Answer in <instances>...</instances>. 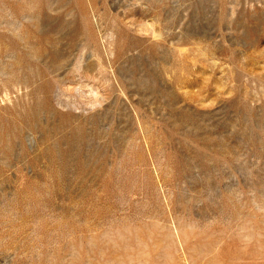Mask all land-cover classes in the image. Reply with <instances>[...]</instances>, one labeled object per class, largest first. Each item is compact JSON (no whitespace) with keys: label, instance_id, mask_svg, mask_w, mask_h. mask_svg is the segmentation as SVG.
<instances>
[{"label":"rangeland","instance_id":"rangeland-1","mask_svg":"<svg viewBox=\"0 0 264 264\" xmlns=\"http://www.w3.org/2000/svg\"><path fill=\"white\" fill-rule=\"evenodd\" d=\"M0 264H264V0H0Z\"/></svg>","mask_w":264,"mask_h":264},{"label":"bare ground","instance_id":"bare-ground-1","mask_svg":"<svg viewBox=\"0 0 264 264\" xmlns=\"http://www.w3.org/2000/svg\"><path fill=\"white\" fill-rule=\"evenodd\" d=\"M41 85H42V84H41ZM44 100H45V99H44ZM32 109H33V108H32ZM35 109H37V108H34V110H35ZM34 110H32V111L34 112ZM29 111H30V109H29ZM30 112H31V111H30ZM33 112H32V113H33ZM28 113H29V112H28ZM28 113H27V114H28ZM24 115H25V114H24ZM33 115H34V114H33ZM35 115H37V114H35ZM38 116H39V115H38ZM75 118H76V115H75ZM36 119H37V118H36ZM28 124H29V123H28ZM34 124H35V122H34ZM57 128H58V127H57ZM52 129H53V127H52ZM57 130H58V129H57ZM47 131H48V130H47ZM52 133H54V132L52 131ZM59 138H60V137H59ZM55 139L57 140V138H55ZM55 142H56V141H55ZM53 144H54V143H53ZM53 144H52V145H53ZM55 146H56V145H55ZM75 148H76V147H75ZM46 150H47V149H46ZM44 151H45V150H44ZM57 151H58V150H57ZM58 153H59V152H58ZM58 156H59V154H58ZM35 157H36V156H35ZM71 161H72V160H71ZM70 164H71V163H70ZM58 174H59V173H58Z\"/></svg>","mask_w":264,"mask_h":264}]
</instances>
